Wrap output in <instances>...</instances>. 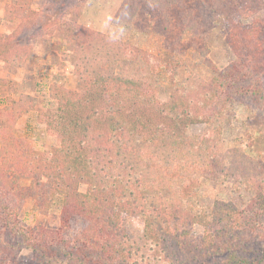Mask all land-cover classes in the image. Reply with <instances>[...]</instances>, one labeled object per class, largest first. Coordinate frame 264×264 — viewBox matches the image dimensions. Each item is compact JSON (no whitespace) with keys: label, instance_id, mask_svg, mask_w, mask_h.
Returning a JSON list of instances; mask_svg holds the SVG:
<instances>
[{"label":"trees","instance_id":"16d2710c","mask_svg":"<svg viewBox=\"0 0 264 264\" xmlns=\"http://www.w3.org/2000/svg\"><path fill=\"white\" fill-rule=\"evenodd\" d=\"M52 1L59 31L74 44L80 90H53L57 105L44 123L60 146L51 151L14 135L34 107H23L27 96L0 109V262L21 264L28 251L39 264H264V163L226 149L222 137L240 104L264 120V0H124L119 20L153 23L180 61L188 37L213 71L211 80L174 86L167 102L157 84L171 64L79 24L86 0ZM13 2L8 19L24 18L32 0ZM222 20L234 58L220 69L206 39ZM0 57L25 62L1 34ZM229 177L259 197L243 210L218 200L209 219L201 181ZM28 198L44 215L60 203L59 227L22 226ZM134 215L144 219L142 236L128 229ZM194 226L204 234L192 235Z\"/></svg>","mask_w":264,"mask_h":264},{"label":"rangeland","instance_id":"374dc122","mask_svg":"<svg viewBox=\"0 0 264 264\" xmlns=\"http://www.w3.org/2000/svg\"><path fill=\"white\" fill-rule=\"evenodd\" d=\"M52 0H32L24 13V18L11 21L6 9L13 8V0L0 2V16L5 18L0 25V34L7 42L16 45L17 52L24 57L23 66L7 64L0 57V109L11 106L22 96H27L33 109L25 112L18 121L14 135L26 138L40 152L51 151L60 146V139L47 131L44 123L48 113L56 108V101L51 97L54 88H64L72 91L80 90L76 77V58L74 44L64 38L59 31L60 23H56L54 14L58 7ZM124 0H86L78 23L95 32H100L118 39L150 56L160 58L163 63H169L174 70H161V79L157 84L158 98L167 102L174 86H182L189 79L211 80L213 71L206 66L200 54L186 39L182 61L166 42L165 37L155 27L145 21L126 24L118 19V12ZM264 17V11L259 14ZM21 19V20H20ZM71 17L64 18L69 21ZM229 25L225 20L215 23L207 33L208 58L216 67H226L234 58L226 44ZM27 51L24 54V51ZM204 125H195L193 133L201 136ZM226 149H243L254 159L264 163V120L260 114L246 104L236 107L235 118L226 124L222 135ZM31 180H23L21 184L28 186ZM86 186H81L85 192ZM259 194L255 189L241 182L236 177L223 181L203 179L198 194V201L204 207L209 219L216 201L231 202L238 209L248 208ZM60 203L56 202L48 215L41 214L34 200L28 198L23 203L21 224L24 227L55 229L59 227ZM83 228L79 223L74 231ZM145 222L142 216L134 215L128 221L131 233L142 236ZM204 228L194 226L192 235L202 236ZM21 264H39L28 251L20 254ZM0 264H3L0 262ZM7 264V263H6ZM9 264V263H8Z\"/></svg>","mask_w":264,"mask_h":264},{"label":"bare ground","instance_id":"6f19581e","mask_svg":"<svg viewBox=\"0 0 264 264\" xmlns=\"http://www.w3.org/2000/svg\"><path fill=\"white\" fill-rule=\"evenodd\" d=\"M125 20V19H124Z\"/></svg>","mask_w":264,"mask_h":264}]
</instances>
